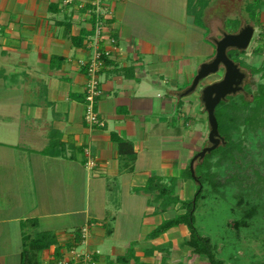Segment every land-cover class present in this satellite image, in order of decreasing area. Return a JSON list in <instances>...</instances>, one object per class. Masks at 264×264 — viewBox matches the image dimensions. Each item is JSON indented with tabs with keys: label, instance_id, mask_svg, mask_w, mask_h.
Segmentation results:
<instances>
[{
	"label": "crops",
	"instance_id": "0c3cea01",
	"mask_svg": "<svg viewBox=\"0 0 264 264\" xmlns=\"http://www.w3.org/2000/svg\"><path fill=\"white\" fill-rule=\"evenodd\" d=\"M63 1L0 0V238L11 225L23 241L52 233L56 245L37 255L50 264L91 224L75 248L98 251L96 264H201L183 246L186 226L149 238L184 212H161L142 189L153 176L180 179L175 195L191 200L184 172L206 144L207 117L198 96H177L214 56L211 38L187 0H178L176 15L157 9V0H105L117 51L100 75L99 125L91 126L81 62L90 57L93 17L88 0ZM259 21L264 27V6ZM112 137L128 145L119 149ZM11 256L4 250L0 264Z\"/></svg>",
	"mask_w": 264,
	"mask_h": 264
},
{
	"label": "rangeland",
	"instance_id": "374dc122",
	"mask_svg": "<svg viewBox=\"0 0 264 264\" xmlns=\"http://www.w3.org/2000/svg\"><path fill=\"white\" fill-rule=\"evenodd\" d=\"M227 1L229 2V0H202V3L194 1L190 4L188 11L191 12L194 7L197 12L201 11V19L199 17L198 19L199 22L203 23L204 26L201 29L206 31L204 33L208 38H218L222 31L229 32V28L233 25L227 26V23L234 21H238L241 24L240 27L246 23L255 27L249 48L241 52L239 57L242 67L250 74L246 84L247 95L245 100L251 105L253 95L257 93L258 85H264V76L262 79L261 73L254 74L253 72L255 69L264 66V51L257 55L254 54L255 49L264 45V27L261 28L258 23L254 25L249 19L248 11H245L252 0H231L232 4H227ZM155 3H158L157 9L164 10L166 7L164 11H170L174 15H176L175 11L178 10V4H180L178 0H157ZM190 34L197 38L191 30ZM219 77V73L215 74L205 80L203 84H210ZM195 96L198 95L195 94ZM227 110V120L231 123H227V131L225 130L224 134L229 137L232 157L224 156L222 153L224 146H220L203 159L205 162L201 173L204 174L205 178L216 177L217 181L222 182L223 187H219L218 191L215 192L212 186L208 185L210 182L205 183V195L198 200L194 213L195 227L203 237H208L211 240V244L216 249L217 258L226 264H264V219L261 216L264 213L263 204L260 205V213L257 214V219L253 221L250 228L240 227L239 231L236 232L233 226V222L243 219L244 212L238 208V200L236 199L239 190L246 189L251 194L248 197L252 200L261 198L259 193L264 194L261 191L264 190V109L263 112L258 111L259 124L257 127L260 128L258 130L248 128L250 125L247 122L242 123L243 115L248 114L247 107L243 110L240 107L235 109L234 106H229ZM204 121L206 124V119ZM242 147H244V151L239 149ZM48 150L46 149V152ZM223 159L225 162H221ZM180 181L179 179L173 183H166L174 185L176 192ZM189 182L192 186L190 199H193L197 186L192 178L189 179ZM262 198L264 200V195ZM7 228L9 229L7 239L0 238V254L5 250L12 255L10 264H18L19 257L16 255L19 250L21 252L26 250L25 246L23 248L24 241L20 239L18 226L11 225ZM200 263L207 264L205 259Z\"/></svg>",
	"mask_w": 264,
	"mask_h": 264
},
{
	"label": "trees",
	"instance_id": "16d2710c",
	"mask_svg": "<svg viewBox=\"0 0 264 264\" xmlns=\"http://www.w3.org/2000/svg\"><path fill=\"white\" fill-rule=\"evenodd\" d=\"M194 1H198V3H202V0H187V10H189L190 4H192ZM251 6V7H250ZM264 6L263 0H252L250 5H247L246 12L248 11V16L251 22L256 25L258 23L261 28L263 26L261 25L259 21V10L260 8ZM189 12V11H188ZM193 18L195 19L196 25H199L200 27L204 26L202 25V22H199L198 17L201 19V11H196L195 7L192 9L191 12H189ZM198 22V23H197ZM233 25V26H231ZM240 23L238 21H234L231 23H227V26H231L229 29L232 31V33H235L239 27ZM261 51H264V45L258 49L254 50V54L261 53ZM241 53L231 51L228 53V56L230 59L234 61H238L237 56H240ZM241 63V61H240ZM242 65V63H241ZM261 70V71H260ZM254 74L261 73V78L264 76V66L259 69H255ZM263 79V78H262ZM247 90V88H246ZM245 90V91H246ZM230 99V100H229ZM226 102L220 103L215 111L217 123H218V129L221 134V136L224 137L226 141V145L224 146V149L222 153L226 157H232L231 156V150H230V140L227 134H224V131H227V123L230 122L227 120L228 114L226 111H228L229 106H234L235 109L237 107H240L244 110V108L247 107V113L245 116L243 115L242 123H248L251 127L254 128V130H258V120L257 115L258 111L263 112L264 109V85H258L257 87V93L256 95H253V100L250 105V103H247L245 100L244 95H237L235 97H230ZM231 123V122H230ZM235 126V124H232ZM248 130V129H247ZM118 142L119 149H123L128 144L121 139L117 137H112ZM244 147L239 148L240 150H243ZM244 151V150H243ZM242 151V152H243ZM225 158V157H223ZM206 160V159H205ZM225 162V159L221 160V162ZM204 160L200 165H196L195 167V175L199 181L200 185L197 186V191L195 193V205L192 203V199L188 201H181L176 195H175V187L174 185H167L162 182V179L160 177H150L145 185V187L142 189V191L146 194H152L154 196V200L158 203L159 209L161 212L166 211L169 208H173L176 205H180V208L184 213L180 215H176L172 219L164 220L162 223L151 232L149 235V238H157L160 235L164 234L171 228L179 227L181 225L186 226L188 230L189 237L188 239L183 243L184 247L189 248L191 253L193 255H196L200 258H203L206 260L207 264H226L223 260H220L217 258L215 253V248L211 244V240L208 237H203L195 227V220H194V213L197 208L198 200L202 197H204V186L205 183H209L208 185L212 186L213 190L215 192L218 191L219 187H223V184L221 181H217L216 177H204V174L201 173V170L203 168ZM221 164V163H220ZM199 171V173H198ZM223 171V170H222ZM185 176L187 179H191V174L189 171V166L185 170ZM214 175H217L214 173ZM234 178V177H233ZM231 179V178H229ZM241 180V179H238ZM227 181V180H226ZM229 181V180H228ZM175 182V179H169V183ZM225 182V181H224ZM261 191L264 192L262 189ZM157 192V193H156ZM261 194V198H255L252 200V198H249L248 196H251V194L248 193V191L245 189H240L238 192V195L236 199L238 200V208H240L243 213V219L237 220L233 222V226L236 232L239 231L240 227L244 228H250L253 221L257 219V214L260 213V205L263 204L262 209L264 208V200H263V193ZM258 195V193H257ZM242 204V206H240ZM262 218L264 219V213L261 214ZM81 241V236L78 238V241L73 244V246L69 247V250L74 249L75 247L79 246V243ZM56 245V239L52 233H39L35 234L33 238H24V246L26 250H23L21 254V264H40L39 258L37 255H39L43 250L48 249L49 247ZM57 258H60L61 256H56ZM119 261H125V259H119Z\"/></svg>",
	"mask_w": 264,
	"mask_h": 264
},
{
	"label": "water",
	"instance_id": "95a60500",
	"mask_svg": "<svg viewBox=\"0 0 264 264\" xmlns=\"http://www.w3.org/2000/svg\"><path fill=\"white\" fill-rule=\"evenodd\" d=\"M255 33V27L251 24H243L235 33L222 31L220 38H211L210 41L215 47V54L209 60L199 65L190 85L178 94L179 99L198 95L199 104L207 117L208 136L204 147L191 159L189 171L191 178L196 185H200L195 175V165L203 161L206 155L211 154L220 146H225L226 141L221 136L215 115L217 106L226 102L228 97H235L239 94H246L243 84L247 80V73L239 67V64L231 60L229 51L243 52L249 48ZM222 72V78L210 84L203 85V82ZM194 196L192 199L195 205Z\"/></svg>",
	"mask_w": 264,
	"mask_h": 264
},
{
	"label": "built area",
	"instance_id": "2783aa9c",
	"mask_svg": "<svg viewBox=\"0 0 264 264\" xmlns=\"http://www.w3.org/2000/svg\"><path fill=\"white\" fill-rule=\"evenodd\" d=\"M75 0H64V4L72 3ZM89 9L86 13L93 17V33L86 42V48L90 51L87 62H81L86 68L88 83L85 90V120L93 126L99 125L97 113L94 111L96 99L101 94L100 75L106 67V61L111 59L117 51V40L110 33V21L114 14L111 8L105 6V0H88ZM79 10L85 9V4L76 5ZM264 33V32H263ZM93 225L89 224L80 230L81 244H85ZM98 251H79L76 248L67 252L66 256L53 259L50 264H96L93 256Z\"/></svg>",
	"mask_w": 264,
	"mask_h": 264
},
{
	"label": "flooded vegetation",
	"instance_id": "af4514ba",
	"mask_svg": "<svg viewBox=\"0 0 264 264\" xmlns=\"http://www.w3.org/2000/svg\"><path fill=\"white\" fill-rule=\"evenodd\" d=\"M226 3H227V4H232V3H231V0H229V2L227 1ZM227 32H228V31H227ZM229 33H232V31H229ZM220 37H221V33H220V35L218 36V38H220ZM214 48H215V47H214ZM232 51H234V50H232ZM229 52H231V51H229ZM229 52H228V53H229ZM234 52H238V51H234ZM238 53H241V52H238ZM239 57H240V56H237L238 61H234V60H233V61L236 62V63H238V64H239V67H240L242 70H244V71L247 73V75H248L247 80H246V81L244 82V84H243V89H244V92L246 93L245 95H244V94H243V95L246 96V95H247V92L245 91V90H246V84H247V81H248V79H249V77H250V74H249V73H248V72L242 67V65H241V63H240V60H239ZM231 60H232V59H231ZM219 74H220V77H219L218 79L214 80V81L220 80V79L222 78V74H223V73L220 72ZM210 77H212V76H210ZM210 77H209V78H210ZM209 78H207V79H209ZM207 79H206V80H207ZM214 81H212V82H214ZM212 82H211V83H212ZM203 85H204V84H203ZM205 85H207V84H205Z\"/></svg>",
	"mask_w": 264,
	"mask_h": 264
}]
</instances>
